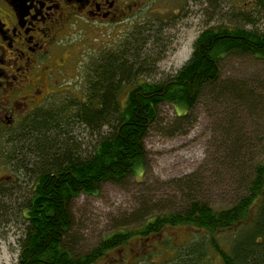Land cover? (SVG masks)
<instances>
[{"label":"rangeland","instance_id":"374dc122","mask_svg":"<svg viewBox=\"0 0 264 264\" xmlns=\"http://www.w3.org/2000/svg\"><path fill=\"white\" fill-rule=\"evenodd\" d=\"M226 3L217 0L209 9L202 0L199 4L188 3L187 10L170 18L172 10L162 23L158 22L157 10L150 12L148 18L141 15L127 28L99 34L87 30L84 38L81 33L80 58L70 83L55 93L48 107L37 112H50L55 118L51 123L54 128L44 133L53 147L67 145L70 152L81 157L93 151L98 132L70 116V110L74 112L80 103L86 102L94 70L105 56H124L131 64L132 76L117 89L118 101L122 103L134 83H161L178 71L191 57L200 30L236 21L242 24L243 12H228ZM262 24L264 29V16ZM67 109L66 113H59ZM105 130L106 127L101 128ZM40 135L36 131L33 138L38 142ZM143 148L142 161L134 173L120 181L101 183L95 193H81L70 199V228L64 237L70 252L87 253L113 233L137 229L156 216L185 211L192 202L205 203L218 211L232 207L243 197L254 166L264 161V60L240 53L222 58L219 80L201 88L189 109L166 102L159 106ZM21 158L28 170L33 161L39 162L37 156ZM34 177L23 166L17 178L21 187L8 189L0 200V208L4 206L3 212L0 210V264L16 263L24 228L21 210L34 186ZM190 227L165 229L158 241L154 237V246L161 243L162 237L168 248L162 249L161 259L153 257L152 262L175 264L172 248L183 247L200 236ZM237 233V229L230 230L218 237L226 252ZM139 247V243L132 242L123 260L116 264H125V259L132 261V255L141 252ZM161 247L165 248L158 245L151 252ZM110 255L117 259L116 251ZM221 260L213 251L204 257L203 264H223ZM113 262L103 258L99 264Z\"/></svg>","mask_w":264,"mask_h":264},{"label":"trees","instance_id":"16d2710c","mask_svg":"<svg viewBox=\"0 0 264 264\" xmlns=\"http://www.w3.org/2000/svg\"><path fill=\"white\" fill-rule=\"evenodd\" d=\"M197 44L200 48L175 75L161 83H134L122 103L118 101L117 89L132 76L131 64L124 56L103 58L94 70L86 102L80 103L74 112L70 110V116L99 134L93 151L86 157L70 152L67 145L53 147L44 135L54 128L51 123L55 118L50 112H41L33 119L31 124H37L38 130L32 127L26 135L31 137V152L39 162L33 161L29 170L22 165L35 176V183L25 198L21 249L26 252L18 264H99L113 251H125L132 242L139 243L141 252L123 263L154 264L152 258L161 259L162 249L168 248V244L156 243L155 246L165 248L155 252H151L154 244L146 251L143 247L152 243V237L158 241L163 230L178 226H191L200 236L183 247L172 248L175 264H203L204 257L213 251L225 264H264V161L254 166L245 195L230 208L213 211L205 203L192 202L185 211L156 216L137 229L113 233L87 253L75 254L65 247L70 199L81 193H95L101 183L120 181L134 173L142 161L148 127L156 120L162 103L189 109L201 88L219 80V61L229 54H251L264 60V29L251 33L242 27L212 28L199 36ZM102 127L106 130L101 131ZM36 131L41 134L38 142L33 138ZM55 148L58 149L53 152ZM228 228L237 229L238 233L226 252L218 243V233Z\"/></svg>","mask_w":264,"mask_h":264},{"label":"flooded vegetation","instance_id":"af4514ba","mask_svg":"<svg viewBox=\"0 0 264 264\" xmlns=\"http://www.w3.org/2000/svg\"><path fill=\"white\" fill-rule=\"evenodd\" d=\"M201 1L0 0V200L8 189L13 191L21 187L17 179L23 169L21 157L33 156L29 144L31 137L26 134L32 127L38 128L37 124H31L37 112L48 107L55 93L70 83L80 58L81 33L84 38L87 30L99 34L104 30L127 28L141 15L148 18L150 12L157 10L158 22L162 23L172 10L170 18L176 16L174 13L180 15L187 10L188 3ZM203 1L211 9L217 0ZM226 2L228 12H243L242 24L236 21L227 26L205 27L198 32L192 53L200 48L199 36L208 29L242 27L251 33L262 32L264 0ZM228 231L230 228L220 231L218 237ZM152 239L154 237L150 241ZM160 241L164 243L162 237ZM151 247L152 243L147 242L143 250ZM25 252L20 248L15 264L23 261ZM116 255L117 259L108 254L106 262L109 258L114 261L112 264L123 260L125 251L119 249ZM221 261L225 264L223 259Z\"/></svg>","mask_w":264,"mask_h":264},{"label":"bare ground","instance_id":"6f19581e","mask_svg":"<svg viewBox=\"0 0 264 264\" xmlns=\"http://www.w3.org/2000/svg\"><path fill=\"white\" fill-rule=\"evenodd\" d=\"M257 237V236H256Z\"/></svg>","mask_w":264,"mask_h":264}]
</instances>
